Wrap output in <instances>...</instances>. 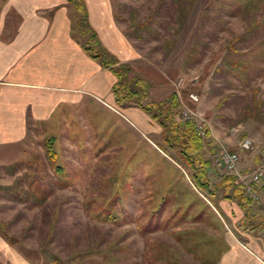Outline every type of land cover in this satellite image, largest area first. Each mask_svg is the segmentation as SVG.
Listing matches in <instances>:
<instances>
[{
  "label": "rangeland",
  "instance_id": "374dc122",
  "mask_svg": "<svg viewBox=\"0 0 264 264\" xmlns=\"http://www.w3.org/2000/svg\"><path fill=\"white\" fill-rule=\"evenodd\" d=\"M176 1L112 0L129 34L155 16L156 38L130 39L139 53L130 77L149 81L150 100L176 93L182 118L184 108L198 112L211 132L203 155L216 186L234 177L216 163L222 148L238 153L242 172L264 156V0L247 14L237 12L238 0H190L183 15L177 7L186 0ZM254 18L260 25L234 42ZM232 41L238 55L228 49ZM230 60L243 69L231 71ZM190 93L200 102L190 103ZM160 132L127 109L97 105L72 126L33 128L0 158V238L9 247L0 264H213V245L231 232L264 241V178L259 202L247 197L256 217L248 226L238 200H226L223 188L202 193L189 170L158 148ZM247 139L253 147L242 150Z\"/></svg>",
  "mask_w": 264,
  "mask_h": 264
},
{
  "label": "crops",
  "instance_id": "0c3cea01",
  "mask_svg": "<svg viewBox=\"0 0 264 264\" xmlns=\"http://www.w3.org/2000/svg\"><path fill=\"white\" fill-rule=\"evenodd\" d=\"M84 2L104 48L121 63L137 60L139 53L118 23L112 0ZM72 25L68 0L1 1L0 158L25 143L33 128L72 126L90 105L117 107L116 76L84 51L72 36ZM127 111L143 124L150 120L139 108ZM216 243L213 264H264V241L231 232ZM7 245L0 238V250L7 253Z\"/></svg>",
  "mask_w": 264,
  "mask_h": 264
},
{
  "label": "trees",
  "instance_id": "16d2710c",
  "mask_svg": "<svg viewBox=\"0 0 264 264\" xmlns=\"http://www.w3.org/2000/svg\"><path fill=\"white\" fill-rule=\"evenodd\" d=\"M188 3H190V0H186L185 4L181 3L177 7L182 15L187 11ZM238 3L240 6H238L239 10L237 12L242 14L257 13L262 5L260 0H238ZM68 6L71 9L73 23L72 36L78 40L84 51L91 58L97 60L104 68L110 69L117 78V82L112 89L116 105L124 109L132 107L141 109L149 117L150 121L161 129L160 140L157 144L158 148L178 165L189 170L192 184L200 189L202 193L207 194L209 197H214L218 192V188H223L226 200H233L234 198L238 200L245 211V216L241 222L243 220L244 222L248 221V226H251L250 221L256 219L251 213L252 202L244 195L242 188L235 185V178L227 176L221 184L216 186L212 184L209 178V169L212 164L209 159L204 157L203 151L206 145V138L211 136L210 130L206 129L204 134H202L195 121L184 120L181 117L180 102L176 93H172L162 101L150 100L151 86L149 81L144 78L130 77L133 65L131 63H121L102 45L96 31L89 23L88 11L84 0H68ZM181 18L182 16L179 17V19ZM154 20L155 16L152 14L144 22L134 24V31L130 34L126 32L128 38L134 37L139 41H145L148 36L156 38L159 32L152 26ZM260 23V20L254 18L246 32L235 37L233 41L244 42L247 40V35L255 27H258ZM175 39L166 41L168 45L173 46V40ZM233 41L229 44L228 49L238 55L240 50L233 45ZM228 66L231 71L236 67L243 69L239 62L236 63L231 60ZM223 103L224 100H221V106ZM49 152L53 154L52 157L55 156L52 150H49ZM259 227L264 230L262 220ZM4 235L12 244L13 238L7 234Z\"/></svg>",
  "mask_w": 264,
  "mask_h": 264
},
{
  "label": "built area",
  "instance_id": "2783aa9c",
  "mask_svg": "<svg viewBox=\"0 0 264 264\" xmlns=\"http://www.w3.org/2000/svg\"><path fill=\"white\" fill-rule=\"evenodd\" d=\"M188 98L189 102L192 104H197L200 102L199 95L196 93H190ZM182 116L185 120L193 119L197 121V123L198 118H200L198 112L194 113L188 108H184V110H182ZM198 127L201 133L204 134L205 129L203 125L198 123ZM252 145V141L247 139L241 144V149L249 150L253 147ZM216 163L227 174L235 177L246 197L251 199L254 203L259 202L260 194L258 192V184L264 178V156L262 159H260L256 166L247 172H242L239 170L240 158L238 153L230 152L226 148H222L220 153L217 155Z\"/></svg>",
  "mask_w": 264,
  "mask_h": 264
}]
</instances>
